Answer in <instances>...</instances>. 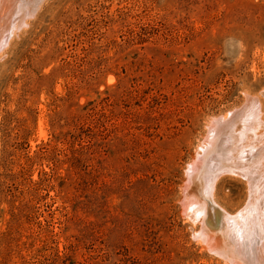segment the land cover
<instances>
[{
  "label": "rangeland",
  "instance_id": "1",
  "mask_svg": "<svg viewBox=\"0 0 264 264\" xmlns=\"http://www.w3.org/2000/svg\"><path fill=\"white\" fill-rule=\"evenodd\" d=\"M21 2L0 54V264H230L184 183L213 119L249 95L264 122V0ZM249 190L224 173L212 205L235 214Z\"/></svg>",
  "mask_w": 264,
  "mask_h": 264
},
{
  "label": "bare ground",
  "instance_id": "2",
  "mask_svg": "<svg viewBox=\"0 0 264 264\" xmlns=\"http://www.w3.org/2000/svg\"><path fill=\"white\" fill-rule=\"evenodd\" d=\"M21 1L0 0V31L10 26L0 33V54L9 38L25 24L26 13L31 14L29 9L23 12ZM229 112L211 121L200 146L201 153H197L188 166L190 175L184 183V211L201 223L196 236L211 253L230 264H264V131L260 130L264 122L261 102L248 95L244 107ZM224 173L243 177L250 189L246 205L235 214L221 212L212 205V201L215 204V183ZM216 217L221 221L216 223L218 226H212Z\"/></svg>",
  "mask_w": 264,
  "mask_h": 264
}]
</instances>
